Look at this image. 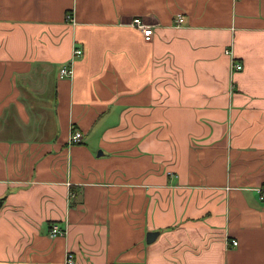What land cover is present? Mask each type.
Masks as SVG:
<instances>
[{
    "label": "crops",
    "instance_id": "0c3cea01",
    "mask_svg": "<svg viewBox=\"0 0 264 264\" xmlns=\"http://www.w3.org/2000/svg\"><path fill=\"white\" fill-rule=\"evenodd\" d=\"M259 186L264 0H0V264H264Z\"/></svg>",
    "mask_w": 264,
    "mask_h": 264
},
{
    "label": "built area",
    "instance_id": "2783aa9c",
    "mask_svg": "<svg viewBox=\"0 0 264 264\" xmlns=\"http://www.w3.org/2000/svg\"><path fill=\"white\" fill-rule=\"evenodd\" d=\"M72 19L71 14H67L66 15V20L70 21ZM72 21V20H71ZM183 22V17L182 16H178L176 19V26H180ZM130 25L132 27H134L135 29L139 30L145 41H150L151 40V36H152V26L145 24L142 19L140 17H136L134 18ZM227 54H231L230 51H226ZM83 55V51L81 48L79 47H73L72 49V59L74 60L81 57ZM233 68H235V70H240L241 66L238 64H234L232 63ZM74 73L73 70V66H72V60L68 63H64L63 65L60 66L59 71H58V76L59 78H72ZM82 140V134L76 131L71 132V135L69 137V143L73 144V143H79ZM256 192L258 194L259 197V201L260 203L263 205L264 207V186H259L256 189ZM66 234V229L64 228H60L59 225L57 223H52L50 225V231H49V236L54 238V237H58V236H64ZM230 245L236 246L237 245V241L235 240H230ZM65 264H75V259H74V255L71 251H67L65 253Z\"/></svg>",
    "mask_w": 264,
    "mask_h": 264
},
{
    "label": "water",
    "instance_id": "95a60500",
    "mask_svg": "<svg viewBox=\"0 0 264 264\" xmlns=\"http://www.w3.org/2000/svg\"><path fill=\"white\" fill-rule=\"evenodd\" d=\"M156 233H154V232H149L148 234H147V242H152L154 239H155V237H156Z\"/></svg>",
    "mask_w": 264,
    "mask_h": 264
},
{
    "label": "trees",
    "instance_id": "16d2710c",
    "mask_svg": "<svg viewBox=\"0 0 264 264\" xmlns=\"http://www.w3.org/2000/svg\"><path fill=\"white\" fill-rule=\"evenodd\" d=\"M74 131V130H73Z\"/></svg>",
    "mask_w": 264,
    "mask_h": 264
}]
</instances>
